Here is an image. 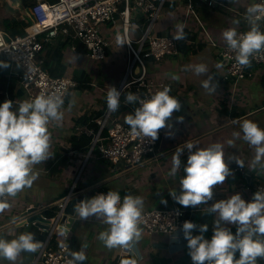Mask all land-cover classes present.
<instances>
[{"label": "crops", "instance_id": "0c3cea01", "mask_svg": "<svg viewBox=\"0 0 264 264\" xmlns=\"http://www.w3.org/2000/svg\"><path fill=\"white\" fill-rule=\"evenodd\" d=\"M10 1L16 3L15 5L18 8L23 3L22 0ZM24 1L26 3L28 0ZM221 1L232 6L235 10H239L240 14H235L222 5L210 7L202 0H194V7L200 20L209 30L217 44L210 43L205 37L202 39V34L196 30V28L199 29L197 27L199 23L194 16L185 20L187 15V0H169L161 17L157 21L155 30L161 35H175V26L177 24L184 25L186 39L182 40L184 48H179V54L168 55L158 61L154 58L147 59L150 76L163 78L172 83L173 87L169 94L177 97L181 104V109L173 113L171 120L168 122L172 127H166L161 135L158 148L164 151V153L160 159L156 161L152 157L148 158L146 163L136 170L124 171L117 174L112 173L109 163L97 154V149L91 151L90 146L89 148L76 147L75 142L78 139L74 141L71 139L74 135H80L77 132L78 126L91 125L104 113L102 111L107 109L106 95L109 87H115L118 90L125 76L124 73L128 65L129 54L126 44L121 46L117 43L116 37L118 35L125 41L123 33H117V29L121 28L117 15L116 23L110 21L102 26V31L111 41L109 47H107V58L113 52L116 53L117 58H122V62L116 58L120 66L119 68L112 67L113 73L111 75L117 79L116 82L101 81L102 77L99 76L100 69L97 67L98 63H96L98 60L89 55L86 47V49L82 47V50H79L81 48H77V44L73 42L74 38L69 39L66 36L59 35L52 39L53 43H55L54 47H44L41 57L45 64H49L48 69L52 74L56 76L70 75L75 78L88 77L87 83H90L95 89L97 88L96 86L101 85L100 91H98L102 93L100 94L99 101L96 100V97L91 96V100L93 99V101L87 106L84 101L83 105H76V102L71 99V95H73L70 94L71 92L66 97L64 106L61 109L64 113L63 120L59 124L56 122L49 124V131L51 133L49 154L51 157L45 162L34 166V171L39 173V177L34 181L32 187L26 188L23 191V195L20 193L19 196L10 198V206L2 211L1 223L4 226L0 228V236L10 240L16 238L21 233L30 232L34 234L37 241L43 239L42 235H44V232L40 227L34 223L28 226L25 222L27 218L22 215L30 207H37L43 213L51 209L55 205L59 195L74 183H76L77 187H81L82 191L88 192L89 198L93 195L97 185L118 192L122 196V199L125 195L129 194L141 196L144 200L143 211L151 207H160L161 205H166V207H183L175 202L170 195L171 191H176L177 194H180L181 187L179 181L183 175V164L186 165L188 157V152L185 149L181 156L182 166L180 171L176 176H170L172 156L176 148H184L186 141L196 143L200 147H207L214 143L215 139L209 137H212L213 133L218 131V129L223 130L225 127H232L236 122L248 118L251 120L254 116L259 117L264 114V67L250 65L249 70L252 71L253 75L235 82L233 79H225L228 63L221 56V49H223L225 44L223 32L229 28H243L245 31H248L249 26L244 16L249 5L253 4L256 0ZM1 2L0 7L2 6ZM7 16L0 11V26L3 28L4 20ZM12 16L23 19L27 22L26 26L29 23L24 13V8L23 10L20 9L18 15ZM133 16L137 18L139 28L143 29L145 20L141 19L145 16L139 12L137 14L134 12ZM234 20H239V25L233 24ZM259 23L260 27L263 28L264 22ZM63 41H66L65 45L62 44ZM73 45L76 48H73ZM207 47L211 48L216 61L225 67V70L222 69V66L214 73L218 87L216 93L211 95L201 85L198 86V76L191 71L188 73L183 67L187 62L184 51L190 49L192 51H202ZM216 49H219V52L218 50L215 52ZM57 50H60L59 52L62 54L59 60H57L56 56ZM190 64H195V60L190 61ZM122 67L123 72L121 70ZM219 71L225 73L223 77L219 74ZM20 73V67L11 63L9 73L5 75L0 73V101L11 100L14 103V107H18L25 100L23 91L21 92ZM13 74L15 77H18L15 84L18 92L16 95H10L9 90L3 85L4 76L10 77ZM173 75L178 76L179 79H171ZM189 75L196 77L194 84L190 82ZM224 83L230 85L227 89L221 88L219 90V87ZM237 84L238 86H236ZM82 85H85L84 82ZM81 93L82 90L79 88L74 92L77 95H82ZM216 94L219 96L217 99L215 98ZM129 114H134V110L128 111L126 116ZM88 116H92V118L84 123V120ZM222 116H225L227 120L222 123L217 122L216 119ZM177 117H183V122H178ZM163 138L166 139L164 144H162ZM227 146H229L228 143ZM232 147H228L227 154L225 152V160L229 167L237 165L232 160L234 155L243 160L246 153L245 149L249 145L245 141L239 142V154H234ZM83 165L84 167L82 168ZM250 165L251 162H244L245 171L231 172L232 174L226 178L224 184L217 185L213 190V200L209 201L207 206L236 193H240L246 201L253 192L250 186L255 180L257 178L264 180V172L259 170L251 171L249 170ZM78 176L79 179L76 182ZM162 201H166V203ZM207 206L188 207L192 209L188 213V216L190 218L189 221L197 225L208 224V231L204 233V236L206 239H211L213 235L212 223L214 215L205 213ZM17 218L18 222H14ZM107 227V225L94 217L82 220L76 214L74 223L65 229H58L59 233L55 237L61 241H67L78 251L83 247L87 256L83 264H122V261L125 259H136L137 264H193L188 255L187 241L183 235L148 234L141 229V239L134 244L132 252L126 251L120 254V248L108 249L98 239L99 234L105 231ZM227 227L235 234V225H228ZM199 234L198 230L193 232V235ZM56 239L54 240L55 243H57ZM38 252L39 250L35 253H22L18 257L16 264H39V262H36ZM0 264H10V262L0 259ZM257 264H264V260L258 259Z\"/></svg>", "mask_w": 264, "mask_h": 264}, {"label": "clouds", "instance_id": "9594fccd", "mask_svg": "<svg viewBox=\"0 0 264 264\" xmlns=\"http://www.w3.org/2000/svg\"><path fill=\"white\" fill-rule=\"evenodd\" d=\"M244 19L249 26L248 31L238 33L236 28H229L223 32V39L229 50L235 53L236 64L249 67L256 54L264 53V31H261L259 23L264 20V3L250 4ZM239 23V20L233 21L235 25ZM175 27L173 39H186L184 25L177 24ZM116 39L121 46L126 44L119 35ZM222 66L221 63L216 64L217 69ZM0 67L7 68L8 65L0 63ZM185 70L205 76L201 86L209 95L216 93L218 83L205 63L185 65ZM171 79L177 80L179 77L173 75ZM170 91V87L165 86L149 98H141L131 92L126 94L125 103L139 104L134 114L125 118L132 134L155 141L161 129L172 127L168 122L174 112L180 111L181 104L177 97L169 94ZM121 94L115 87H109L106 95L109 111L116 112L119 109ZM63 97L64 94L57 91L25 100L18 107H14L11 100L0 104V211L10 206L9 198L32 187L39 177L34 166L51 157L49 124H59L63 120ZM177 121L183 122V117H177ZM241 134L243 141L254 148L249 170L264 172V129L251 120H244L240 123V131L233 132L232 136L239 139ZM227 143L234 146V140H228ZM185 149L188 157L179 181L181 191L180 194L171 191L170 195L185 208L207 206L213 200L214 188L224 184L232 174L225 160L224 145L213 143L200 147L186 141L184 148L177 147L172 156L170 176L174 177L180 171L181 156ZM232 160L239 167H244V161L238 156L234 155ZM143 207L141 196L129 194L121 199L118 192L108 191L81 201L75 205L74 211L82 220L94 217L108 226L98 236L106 248L131 250L141 239L139 224ZM205 213L214 215L211 239L204 236L208 224L197 225L186 220L181 228L193 264H257L258 259H264V188L258 189L250 202L236 193L207 206ZM228 225L236 226L235 234ZM197 230L200 234L193 235ZM40 247L41 243L30 232L21 233L10 240L0 236V259L16 264L22 253H35ZM69 255L71 259L67 264H83L87 259L83 247L79 251H69ZM122 264H137V260L125 259Z\"/></svg>", "mask_w": 264, "mask_h": 264}, {"label": "built area", "instance_id": "2783aa9c", "mask_svg": "<svg viewBox=\"0 0 264 264\" xmlns=\"http://www.w3.org/2000/svg\"><path fill=\"white\" fill-rule=\"evenodd\" d=\"M202 1L210 7L222 5L235 14H240L239 10H235L221 0ZM167 2L168 0H34L30 7L33 19L26 26L24 33L10 35L0 26V54L3 55L4 60L20 67V85L25 100L57 91L64 94L65 100L73 89L76 90L79 87L80 81L70 75H53L45 67L41 57L44 41L59 35L70 39L77 38L87 48L92 58L104 61L108 56L107 47L111 41L102 31V26L110 21L116 23V15H119L128 48L129 61L118 91L122 93L126 87L134 85L136 94L141 98H149L165 86L170 87L171 90L173 87L172 83L166 79L150 76L147 67V59L150 57L158 61L165 56L179 54V41L173 39L174 35H161L155 30V25L166 8ZM254 3H264V0H256ZM134 12L136 14L139 12L146 18L145 26L143 29L141 28L142 34L136 39L130 36L131 26L140 27L137 18L133 16ZM192 16L199 23L197 27L200 30L198 28L196 30L202 34V39L205 37L210 43L217 44L200 20L194 7V0H187L185 20ZM260 22H264V20ZM236 30L238 33L246 32L243 28ZM72 47L76 48L75 45ZM221 56L228 61L225 79H233L237 82L253 75L249 67H240L236 64L235 53L229 50L226 42ZM137 65L139 68L135 70ZM251 65L264 67V53L256 54L251 59ZM137 107H139L138 103L135 108ZM95 124L96 126H78L77 132L91 137V151L98 150L97 154L109 163L112 173L136 170L144 165L148 158L152 157L158 161L164 153L158 148L164 129L159 131L158 139L155 141H151L150 138L137 137L132 134L129 125L119 120L108 108L95 120ZM229 168L231 172L245 171V167L241 168L238 165ZM78 179L79 176L76 182ZM70 188L72 191L68 195L57 199L54 205L56 206L54 215L48 216L41 210L43 216L49 219L50 223L48 227L39 226L45 233V237L38 249L36 262L67 264V261L71 259L69 251H78L67 241H61L55 237L56 230L67 227L66 223H61V218L68 200L75 193L76 183ZM250 188L253 192L246 202L252 200L253 194L258 189L264 188V180L257 178ZM108 191L113 190L97 185L90 198L100 193L106 194ZM190 211L192 209L188 207H151L142 212L139 227L148 234L183 235L181 228L184 221L190 220L188 216ZM1 216L2 211H0V228L4 226L1 223ZM22 216L28 218L24 214ZM14 222H18V218ZM25 222L28 226L32 223L36 224L29 222L28 219ZM55 239L57 243L54 242ZM132 250L133 247L131 250L120 248V254L126 251L132 252Z\"/></svg>", "mask_w": 264, "mask_h": 264}, {"label": "rangeland", "instance_id": "374dc122", "mask_svg": "<svg viewBox=\"0 0 264 264\" xmlns=\"http://www.w3.org/2000/svg\"><path fill=\"white\" fill-rule=\"evenodd\" d=\"M0 1H2L1 2L2 3V6L0 7V11L5 16L8 15L6 18L14 17L12 15H18V13L20 12V9L23 10V8L27 7V5H26L27 3H25L24 0H22L23 1L22 6L19 7V8H18L17 5H15L16 3H14V2H12L10 0H0ZM24 5H25V7H24ZM117 19L121 23V18H120L119 15H117ZM117 33H119V34L123 33L122 26H121V28L119 30L117 29ZM141 34H142V31H141V29L139 27H137V26H131L130 36L133 39L139 38L141 36ZM74 40L76 42H81L80 40L75 39V38H74ZM71 45H72V43H71ZM135 45H137V44H135ZM217 50L219 52V49H216L215 52H217ZM200 51L201 50L192 51L191 49L190 50H187V51H184V54L187 57V62L183 66L184 69H185V65H190V61L195 60V64H197V63H205L208 66L210 72L213 73V75H214V73L217 71L216 64L218 62L216 61V58H215V56L213 55V53L211 51V48L210 47H207V48H204V50H202L201 52ZM107 54H108V52H107ZM115 54L116 53L113 52L112 55H110L107 59H105L104 61L107 60L106 62H104L102 60L96 61V63H98L97 64V67L100 69L99 76L102 77L101 78V81L102 82H103V80L104 81L105 80L106 81L108 80V81H111V82H116L117 81V79L114 76L111 75L113 73L112 67L113 68H119L120 67L119 64H118V61H116L117 56ZM221 54H222V49H221ZM117 59H119L120 62H122V58L121 57H119ZM126 69H127V67H126ZM222 69L225 70V67L223 66ZM105 70H108V71L105 72ZM121 70L123 72V67H122ZM187 72L190 73V71H187ZM125 73H126V71H125ZM125 73H124V75H125ZM219 74H221V76L223 77L225 73L223 71H219ZM80 78H83V76L80 77ZM189 78H190V82L192 84H194L195 81H196V79H195L196 77L189 75ZM205 78H206L205 76H198L197 77V84H198V86L201 85V82ZM84 84H85L84 86H80V88L82 90V93H81L82 95L74 94L75 89H73V91L70 93V94H73V95H71V99L76 102V105H80V104L83 105V101H84V103H85L86 106L89 105V103H91V101H93V99L91 100V96L94 97V98L96 97V100L99 101L100 100L99 99L100 98V94L102 93V92H99L101 85L96 86L97 88L95 89L94 86H92L90 83H87V81H84ZM229 85H227V83H224V84H222L221 87H219V90L221 88L227 89V87ZM234 86H235V84H234ZM236 86H238V84ZM217 94L215 95V98L216 99L219 97ZM3 102L4 101H0V104H2ZM217 113H218V111H217ZM216 120H217V122L222 123V122H225L227 119H226L225 116H222V117L217 118ZM245 120H249V118L248 119H245ZM251 120L253 122L257 123L262 129H264V114H262L259 117L254 116V117H252ZM242 121H244V120H242ZM242 121L236 122L235 124L232 125V127L231 126H228V127H225V129H223V130H219L218 129V131L214 132L213 135H212V137L210 136L209 138L215 139L214 143H221V144H223L224 145V151L226 152V154H227L228 147H229V146H227V141L229 139L234 140V146L232 147V150H233L234 154L235 153L239 154L238 143L239 142H244V141H243L242 138H239V139L234 138L232 136V133L233 132L240 131V123ZM241 136H242V134H241ZM165 141H166V139L163 138L162 144H164ZM208 141H210V140H208ZM245 152H246L245 153V156L243 157L244 162L245 163H247L248 161L251 162L252 159H253V157H254V148H252V147L249 146L248 148L245 149ZM21 193H22V195L24 194L23 191ZM19 195H20V193L17 196H19ZM88 199H90V198L88 197ZM160 207H166V205H161ZM58 233H59V230H56L55 231V235H57ZM39 242L41 243L42 242V239L39 240ZM39 264H41V263H39Z\"/></svg>", "mask_w": 264, "mask_h": 264}, {"label": "trees", "instance_id": "16d2710c", "mask_svg": "<svg viewBox=\"0 0 264 264\" xmlns=\"http://www.w3.org/2000/svg\"><path fill=\"white\" fill-rule=\"evenodd\" d=\"M26 3H27L26 4L27 6H31L32 5L31 0H28ZM121 7H122V5H121ZM143 19L145 20V23H146V18L144 17L141 20H143ZM26 24H27V22H25L23 19H20V18H17V17L5 18V20H4V29H6L7 32L10 35H16V34H20V33H24L25 32V26H26ZM261 31H264V27L263 28L261 27ZM73 42H75L77 44V48H81L79 50H82V47L85 48V46L83 45L82 42H76L75 40ZM62 44L65 45L66 44V41H63ZM54 45H55V43H53V40L52 39H50V40H48L46 42L44 41V47L46 46V47H50L51 48V47H54ZM178 48H184L183 43H182V40H180L178 42ZM60 50H57L56 51V52H58V53H56L57 60L61 59V57H62L61 52H59ZM150 58H152V57H150ZM59 62H61V61H59ZM0 63H6L8 65L7 68L0 67V73H3L4 75L7 74V73H9V70H10V62L4 60L2 54H0ZM44 65H45L46 68L49 67V64H44ZM76 79H78L81 82L80 86H83L82 85L83 82L84 81H87L88 80V77H83V78L76 77ZM17 80H18V77H15L14 74L13 75H10V77L4 76V78H3V85L9 90L10 95H16L18 93L17 92V89H16V86H15ZM80 86H79V89H81ZM129 92L136 93V87L133 85L131 87H126L122 91V94H121V97H120V107H119V109L116 112H113V114L119 120L123 121L124 123H125V118H126L127 112L134 110L135 107H136V105H137V104H128V103H125V96ZM68 96H69V94H68ZM106 108H107V104H106ZM102 112H104V110ZM91 118H92V116L86 117V119L84 120V123L88 122ZM91 125L92 126H96L95 122L92 123ZM105 132H107V131H105ZM71 139L73 141L76 140V139H78L75 142L76 147L89 148V146L91 144V137L90 136H87V135H84V134L74 135ZM55 209H56V206H54L51 209L45 211V213L48 216H52V215L55 214ZM44 236H45V233H44V235H42V237H44Z\"/></svg>", "mask_w": 264, "mask_h": 264}, {"label": "water", "instance_id": "95a60500", "mask_svg": "<svg viewBox=\"0 0 264 264\" xmlns=\"http://www.w3.org/2000/svg\"><path fill=\"white\" fill-rule=\"evenodd\" d=\"M16 1H19V0H16ZM24 13L26 14L27 21L31 22L33 19V14L31 13L30 6H27L24 8ZM225 60L228 63L227 59ZM138 68L139 66L137 65L135 70H137ZM71 191H72V188L65 189L63 193L59 195L58 199L68 195ZM74 192L75 193L68 200L65 210H64V215L61 218V223H66L67 226H71L76 219V213L74 211L75 205L87 199V197L89 196V193L82 191L81 187L75 188ZM24 215L28 216L27 219L29 222H35L38 226H41V227L49 226L50 220L45 218L42 212L37 207L28 208L24 212Z\"/></svg>", "mask_w": 264, "mask_h": 264}]
</instances>
